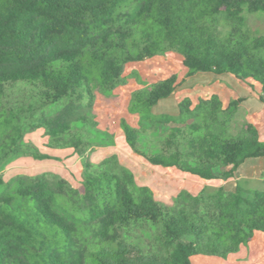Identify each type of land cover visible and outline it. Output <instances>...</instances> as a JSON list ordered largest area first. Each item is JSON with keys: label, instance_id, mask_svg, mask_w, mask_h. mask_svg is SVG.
Wrapping results in <instances>:
<instances>
[{"label": "trees", "instance_id": "1", "mask_svg": "<svg viewBox=\"0 0 264 264\" xmlns=\"http://www.w3.org/2000/svg\"><path fill=\"white\" fill-rule=\"evenodd\" d=\"M249 18L264 19V0H0V264H192L264 233V191H181L169 206L118 156L89 159L115 145L96 121V92L112 94L132 62L176 53L190 76L231 75L264 104V34ZM175 91L171 77L133 93L138 124L121 131L135 155L224 182L264 158L253 124L231 132L244 99L225 109L218 95L195 107L186 98L178 115L156 114ZM38 130L48 149L80 159L79 188L54 173L5 180L23 155L50 159L25 140Z\"/></svg>", "mask_w": 264, "mask_h": 264}, {"label": "rangeland", "instance_id": "2", "mask_svg": "<svg viewBox=\"0 0 264 264\" xmlns=\"http://www.w3.org/2000/svg\"><path fill=\"white\" fill-rule=\"evenodd\" d=\"M249 24L264 34V19L249 18ZM184 59L176 53H167L140 62L127 64L123 73L124 83L117 87L112 94L102 95L96 92L94 114L99 129L108 132L115 138V145L95 148L89 155L93 163L116 155L120 163L133 172L138 185L148 186L155 193V198L169 206L181 191L197 196L202 191L215 192L220 187L228 190L235 188L237 183L248 189L264 191V160L244 165L241 174L234 179L224 181H204L198 177L182 173L175 169L155 167L143 158L135 155L125 141L121 131V122L126 121L137 126L138 116L129 112L131 97L134 92L159 81L175 77L176 91L171 98L163 100L154 109L156 114L178 115L180 103L189 98L195 107L200 100L210 99L213 95L221 94L227 109L230 102L243 99L248 95V87L232 86L228 76L213 74L189 75L184 66ZM232 78V77H231ZM245 123L253 124L262 141H264V109H260L249 101L248 107L240 104L231 122V132L237 134ZM26 142L38 147L50 159L36 160L29 155H23L8 165L4 171L6 181L18 176L34 177L44 173H54L64 178L74 188H79L82 180L80 159L72 151H57L46 147L48 138L42 130L27 134ZM245 171V172H243ZM192 264H264V234L258 235L243 249L241 255L230 254L227 257L196 256Z\"/></svg>", "mask_w": 264, "mask_h": 264}, {"label": "crops", "instance_id": "3", "mask_svg": "<svg viewBox=\"0 0 264 264\" xmlns=\"http://www.w3.org/2000/svg\"><path fill=\"white\" fill-rule=\"evenodd\" d=\"M222 76H228L229 77V83H230V85H232V86H237V85H240L241 87H244V85H246L245 83H243V82H240V81H238L237 79H235L233 76H231V75H222ZM232 77V78H231ZM247 86V85H246ZM248 87V86H247ZM248 95L247 96H243V99H244V102H243V104L245 105V107H248V104H249V101H251L252 102V105H255L256 107H259L260 109H264V104H262L261 102H260V100H259V96H258V92H254V91H252L249 87H248ZM220 98H221V100H222V103H223V105L225 106V102L226 101H224V99L222 98V96H221V94H219L218 95ZM259 135H260V133H259ZM260 139H261V137H260ZM262 140V139H261ZM260 160H264V158H261V159H253V160H248L244 165H246V164H248V163H252V162H255V161H259L260 162ZM244 165H242L241 166V168L239 169V171H238V173L239 174H241L242 173V169L244 168L243 166ZM243 172H245V171H243ZM237 173V174H238ZM261 234H264V233H256L255 234V236L253 237V239H252V241L258 236V235H261ZM251 241V242H252ZM250 242V243H251ZM249 243V244H250ZM244 248H246V247H242L241 248V250L238 252V253H236L235 255H241V253H242V251H243V249Z\"/></svg>", "mask_w": 264, "mask_h": 264}]
</instances>
